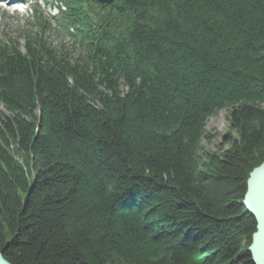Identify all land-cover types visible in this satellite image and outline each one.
<instances>
[{"label":"trees","instance_id":"trees-1","mask_svg":"<svg viewBox=\"0 0 264 264\" xmlns=\"http://www.w3.org/2000/svg\"><path fill=\"white\" fill-rule=\"evenodd\" d=\"M0 40V254L10 264H252L264 0H60ZM73 30V33L69 31ZM228 113L216 151L210 118Z\"/></svg>","mask_w":264,"mask_h":264},{"label":"rangeland","instance_id":"rangeland-1","mask_svg":"<svg viewBox=\"0 0 264 264\" xmlns=\"http://www.w3.org/2000/svg\"><path fill=\"white\" fill-rule=\"evenodd\" d=\"M44 5L52 7V1L44 0L41 7V11H43V8L45 15L48 16L47 8H45ZM32 20L33 16L31 12L25 14L10 13L0 6V40H2L5 35L11 39H21L22 33L30 30L29 26ZM50 40L55 46H58L62 42L66 44L71 43V39L64 33H62L61 36H56V33H50ZM21 44H23V42H21ZM227 116L228 113L222 111L217 116L208 120L206 131L212 135V142L211 144L202 143L205 151L213 152L220 146L222 138L225 136L229 126Z\"/></svg>","mask_w":264,"mask_h":264},{"label":"water","instance_id":"water-1","mask_svg":"<svg viewBox=\"0 0 264 264\" xmlns=\"http://www.w3.org/2000/svg\"><path fill=\"white\" fill-rule=\"evenodd\" d=\"M93 1L102 5H111L114 2V0ZM243 206L256 222V233L248 248L251 262L264 264V163L250 174ZM0 264H10L2 254H0Z\"/></svg>","mask_w":264,"mask_h":264}]
</instances>
